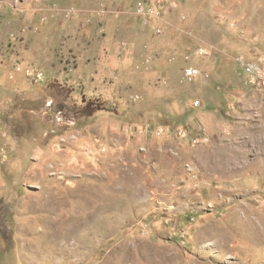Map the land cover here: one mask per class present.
<instances>
[{
  "label": "rangeland",
  "instance_id": "374dc122",
  "mask_svg": "<svg viewBox=\"0 0 264 264\" xmlns=\"http://www.w3.org/2000/svg\"><path fill=\"white\" fill-rule=\"evenodd\" d=\"M138 1L0 0V264H264V0Z\"/></svg>",
  "mask_w": 264,
  "mask_h": 264
},
{
  "label": "built area",
  "instance_id": "2783aa9c",
  "mask_svg": "<svg viewBox=\"0 0 264 264\" xmlns=\"http://www.w3.org/2000/svg\"><path fill=\"white\" fill-rule=\"evenodd\" d=\"M161 3L158 0H139L135 4V14L140 18H154L157 17ZM236 63L240 66L242 73L245 77L246 84L251 87H261L264 89V63L250 59L237 58ZM198 71L194 69L185 70V76L192 80L197 77ZM158 132H164L158 129ZM253 200V198H252ZM259 199L255 198L254 202Z\"/></svg>",
  "mask_w": 264,
  "mask_h": 264
}]
</instances>
